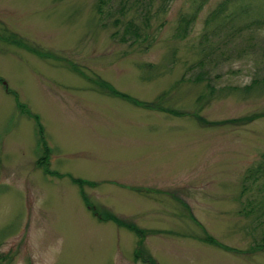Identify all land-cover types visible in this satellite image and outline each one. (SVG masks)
I'll return each mask as SVG.
<instances>
[{
    "label": "rangeland",
    "instance_id": "374dc122",
    "mask_svg": "<svg viewBox=\"0 0 264 264\" xmlns=\"http://www.w3.org/2000/svg\"><path fill=\"white\" fill-rule=\"evenodd\" d=\"M262 166L264 0H0V264H264Z\"/></svg>",
    "mask_w": 264,
    "mask_h": 264
},
{
    "label": "trees",
    "instance_id": "16d2710c",
    "mask_svg": "<svg viewBox=\"0 0 264 264\" xmlns=\"http://www.w3.org/2000/svg\"><path fill=\"white\" fill-rule=\"evenodd\" d=\"M201 8V7H200ZM224 7H222L220 10H219V12H220V14H219V12H217L216 14H214L213 16H212V18H210V20L207 22L208 23V25H209V23H211V21H214V20H218L219 19V17H221V15H222V13L224 12ZM197 14H198V12L196 13V14H194L193 16H192V18H191V20L190 21H186L185 22V26H184V31H185V33L190 29L189 28V26L188 25H192V23H194V21H195V19L197 18ZM189 22H190V24H189ZM143 26H144V24H143ZM147 26H149V25H147ZM145 28V27H144ZM142 29H143V27H141V26H139L137 23H131V25H130V27H128V29L127 30H131V32H132V34H133V36L136 38V39H138L139 37H140V35H141V32H142ZM187 29V30H186ZM186 35V34H185ZM184 35V36H185ZM134 38V39H135ZM135 39V40H136ZM137 41V40H136ZM96 84H98V82H95ZM109 91L112 93V94H117V95H119V93L117 92V91H115L114 90V88H109ZM213 91H215L214 89H213ZM212 91V92H213ZM119 96H121L122 98H124V99H126V100H129V101H134V100H132V98L129 96V95H126V94H120ZM39 117V116H38ZM38 117H37V115L35 116V118H37L38 119ZM199 119H202L203 121H205L203 118H199ZM233 122V121H232ZM231 122V123H232ZM205 123H208L207 121H205ZM41 131L43 132V129L41 128ZM50 152H51V149H49V148H47V147H45V157H44V161L46 162V168H45V170H46V172L47 173H54V174H56L55 172L56 171H50V164H49V161H50ZM44 162V163H45ZM259 172H262V174L264 175V166H262V167H260V171ZM59 175V174H58ZM60 176V175H59ZM74 182H76V183H78V184H80V185H84L85 183H87V181H85V180H82V179H74ZM86 201H88L87 199H85ZM91 205V204H90ZM109 220H112V221H114V222H116V223H118L119 225H122V227H124V228H128L129 230H131V231H133L134 233H136V234H138L140 237H144V235H145V233H147V231H146V229H142V228H140V227H138V226H136V225H134V224H129V223H126V222H123V221H120V220H118L115 216H113V215H109ZM209 242H214V243H216V241L212 238V237H207L206 238ZM155 264V263H154Z\"/></svg>",
    "mask_w": 264,
    "mask_h": 264
}]
</instances>
